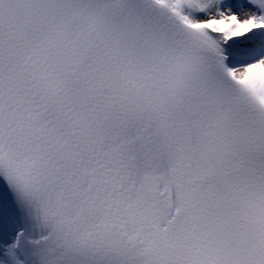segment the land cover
<instances>
[{
  "label": "snow or ice",
  "instance_id": "obj_1",
  "mask_svg": "<svg viewBox=\"0 0 264 264\" xmlns=\"http://www.w3.org/2000/svg\"><path fill=\"white\" fill-rule=\"evenodd\" d=\"M0 264H264V0H0Z\"/></svg>",
  "mask_w": 264,
  "mask_h": 264
}]
</instances>
